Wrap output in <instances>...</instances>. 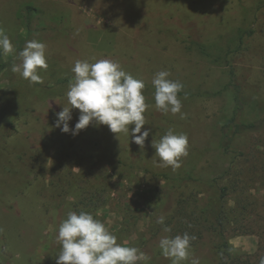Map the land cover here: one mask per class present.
<instances>
[{
    "label": "rangeland",
    "instance_id": "1",
    "mask_svg": "<svg viewBox=\"0 0 264 264\" xmlns=\"http://www.w3.org/2000/svg\"><path fill=\"white\" fill-rule=\"evenodd\" d=\"M28 6L37 12L27 15ZM0 28L14 47L0 50V264H56L59 226L81 211L143 252L137 264H172L159 240L186 232L196 239L182 264H221L222 230L235 263L260 264L264 0H0ZM32 39L47 46L43 83L11 71ZM104 58L145 83L143 149L106 125L76 136L54 127L56 113L71 107L75 62ZM159 71L183 85L185 116L156 108ZM79 115L73 109L71 128ZM232 119L259 130L226 138ZM169 129L189 138L175 170L160 166L152 147ZM161 216L171 232L156 223Z\"/></svg>",
    "mask_w": 264,
    "mask_h": 264
},
{
    "label": "clouds",
    "instance_id": "2",
    "mask_svg": "<svg viewBox=\"0 0 264 264\" xmlns=\"http://www.w3.org/2000/svg\"><path fill=\"white\" fill-rule=\"evenodd\" d=\"M46 44L36 39L26 41L19 53L20 64H13L11 71L31 83H43L38 70L48 68ZM0 50L4 54L13 53L14 47L3 28H0ZM75 73L74 82L69 83L67 91L68 104L56 113L54 125L65 134L79 135L91 124L106 125L116 134L131 133V140L144 148L150 132L143 130L146 125L144 113L150 107L142 94L145 83L134 78L123 70L121 64L112 59H99L94 63L88 60H77L72 68ZM168 71H159L153 78L155 87V106L158 110L173 115L182 113V101L178 93L183 90L180 82L170 80ZM73 109L80 110L74 128L69 126ZM130 125L134 128L130 131ZM119 140V139H118ZM155 157H159L162 167L171 166L178 169L181 157L188 155L189 138L186 134H176L169 129L159 142L153 140ZM156 223L164 226V232H171L165 225V217L161 216ZM196 239L187 232L175 237L163 236L159 247L172 264H182L191 256V241ZM57 241L62 245L56 264H137L144 260L145 254L138 248L118 243L117 237L109 231L105 223L94 218V215L81 211L69 212L67 218L59 226ZM191 264H200L198 258H192ZM260 264H264L261 258Z\"/></svg>",
    "mask_w": 264,
    "mask_h": 264
},
{
    "label": "trees",
    "instance_id": "3",
    "mask_svg": "<svg viewBox=\"0 0 264 264\" xmlns=\"http://www.w3.org/2000/svg\"><path fill=\"white\" fill-rule=\"evenodd\" d=\"M26 10L28 11L27 15H34L37 12L34 8L29 7V6L27 7ZM0 67H1L0 69H4L5 65L2 64L0 65ZM260 128H264V127H260ZM258 130L259 128H257V125L254 123L248 124L243 121L240 123H237L235 119H232L228 123H226V125L224 126V137L231 138L232 136H237L247 131H258ZM226 236L227 234L224 232V230H222L219 233L221 243L219 244L218 250L221 251V255H222L221 264H238V263H235L237 261V257L235 255L233 256L231 255L232 248L230 247L228 238Z\"/></svg>",
    "mask_w": 264,
    "mask_h": 264
}]
</instances>
